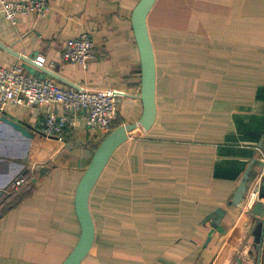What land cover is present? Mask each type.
<instances>
[{"label":"crops","instance_id":"1","mask_svg":"<svg viewBox=\"0 0 264 264\" xmlns=\"http://www.w3.org/2000/svg\"><path fill=\"white\" fill-rule=\"evenodd\" d=\"M139 2L51 0L44 14L15 24L0 4V42L44 56L43 66L79 87L124 90L115 124L135 123L144 110L133 27ZM147 26L156 117L148 129L129 131L97 180L89 202L94 243L80 264H256V218L232 199L248 174L250 187L264 153V0H156ZM84 32L95 42L87 68L62 58ZM0 64L22 60L0 47ZM43 109L9 105L0 115V264L64 262L82 232L78 186L116 128L91 130L79 115L63 139L48 138L39 131ZM19 177L25 181L16 186Z\"/></svg>","mask_w":264,"mask_h":264},{"label":"built area","instance_id":"2","mask_svg":"<svg viewBox=\"0 0 264 264\" xmlns=\"http://www.w3.org/2000/svg\"><path fill=\"white\" fill-rule=\"evenodd\" d=\"M51 0H0L2 10L13 24L18 16L26 13L44 14ZM95 42L88 32L69 40L62 52V58L70 64L87 68L94 57ZM37 61L43 64L44 56ZM126 92L119 88L90 90L85 87H63L53 77L44 79L30 75L21 64L10 66L0 64V115L9 105L44 107L39 131L48 138L63 139L73 128L77 116L85 119L86 126L98 132L109 133L118 116L119 101ZM62 106L64 113H58L54 106ZM257 173L247 188L241 202L251 210L259 200L264 181V153L258 158ZM25 178L19 177L15 185L20 186Z\"/></svg>","mask_w":264,"mask_h":264},{"label":"water","instance_id":"3","mask_svg":"<svg viewBox=\"0 0 264 264\" xmlns=\"http://www.w3.org/2000/svg\"><path fill=\"white\" fill-rule=\"evenodd\" d=\"M155 2L156 0H140L133 12V27L142 60L141 99L144 105L143 114L138 122L123 124L116 127L104 138L96 149L76 193V212L82 227L81 236L77 245L62 264H80L87 256L94 243L95 224L90 211V195L110 157L116 148L128 139L129 131L135 129L140 124L143 125L145 129H148L155 120L157 111L155 98L156 63L153 45L147 26V16ZM0 47L20 58L22 60L21 65L32 76L44 79L46 78V75H49L74 88H80L57 72L43 66L37 61V54L29 56L20 54L1 42ZM1 121L7 123L22 135L32 137L31 132L18 122L6 117H2ZM249 178L250 174L244 177L242 183L234 194L232 199L234 205H240L243 201L247 191V181ZM1 194L2 193H0V195ZM251 213L256 218V223L252 230L254 248L257 251L256 264H264V181L260 190L259 200L254 204ZM238 261L242 262L240 258Z\"/></svg>","mask_w":264,"mask_h":264},{"label":"trees","instance_id":"4","mask_svg":"<svg viewBox=\"0 0 264 264\" xmlns=\"http://www.w3.org/2000/svg\"><path fill=\"white\" fill-rule=\"evenodd\" d=\"M116 119H117V118H116ZM115 122H116V120H115ZM115 122H114V124H113V127H116V126H117V124H115ZM118 125H119V124H118ZM21 175L24 176V174H21ZM32 192H33V189H29V190L26 192V195H21V196H14V197H11L12 199H11V201L9 202V204L7 205V208H6V209L13 207V206L16 205L19 201H21V199L23 198V196L31 195Z\"/></svg>","mask_w":264,"mask_h":264}]
</instances>
